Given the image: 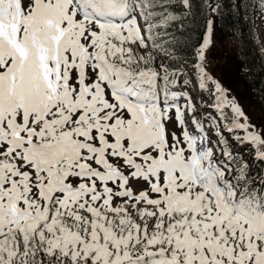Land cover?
I'll list each match as a JSON object with an SVG mask.
<instances>
[{"label":"snow or ice","instance_id":"6c2138e0","mask_svg":"<svg viewBox=\"0 0 264 264\" xmlns=\"http://www.w3.org/2000/svg\"><path fill=\"white\" fill-rule=\"evenodd\" d=\"M220 7L0 0V264H264V127L205 67Z\"/></svg>","mask_w":264,"mask_h":264},{"label":"rangeland","instance_id":"374dc122","mask_svg":"<svg viewBox=\"0 0 264 264\" xmlns=\"http://www.w3.org/2000/svg\"><path fill=\"white\" fill-rule=\"evenodd\" d=\"M213 19L214 44L207 52L205 67L228 90L229 97H235L251 123L264 127V20L260 19L259 7L244 16V39L232 40L223 35ZM239 151L243 153L244 149ZM244 158L250 159L248 155ZM260 167L264 168V163Z\"/></svg>","mask_w":264,"mask_h":264},{"label":"trees","instance_id":"16d2710c","mask_svg":"<svg viewBox=\"0 0 264 264\" xmlns=\"http://www.w3.org/2000/svg\"><path fill=\"white\" fill-rule=\"evenodd\" d=\"M214 3L221 5L218 14L214 15L223 35L228 38L244 39L241 35V23L244 22L245 14L251 15L257 8L259 0H214ZM198 11V10H197ZM203 20L197 14L185 22L184 30L170 28L168 31L175 37V55L180 57V61L185 64L194 63L192 58L191 45L196 42L203 31ZM240 50V48H239Z\"/></svg>","mask_w":264,"mask_h":264},{"label":"bare ground","instance_id":"6f19581e","mask_svg":"<svg viewBox=\"0 0 264 264\" xmlns=\"http://www.w3.org/2000/svg\"><path fill=\"white\" fill-rule=\"evenodd\" d=\"M235 147V146H234ZM249 159V158H248Z\"/></svg>","mask_w":264,"mask_h":264}]
</instances>
